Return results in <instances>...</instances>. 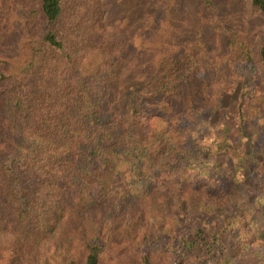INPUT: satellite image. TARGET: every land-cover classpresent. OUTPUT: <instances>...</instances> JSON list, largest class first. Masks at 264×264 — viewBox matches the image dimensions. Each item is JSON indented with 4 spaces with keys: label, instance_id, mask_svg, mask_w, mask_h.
Wrapping results in <instances>:
<instances>
[{
    "label": "trees",
    "instance_id": "trees-1",
    "mask_svg": "<svg viewBox=\"0 0 264 264\" xmlns=\"http://www.w3.org/2000/svg\"><path fill=\"white\" fill-rule=\"evenodd\" d=\"M178 1L27 0L17 50H8L10 31L0 24V261L8 251L6 264H35L43 251L45 264H264V168L253 176L264 137L256 144L239 122L231 146L247 136V149L213 177L228 161L229 127L192 133L201 112L195 95L215 93L216 64L199 56L198 43L172 48L166 40L181 16ZM225 1L231 12L221 0H186L215 16L225 8L230 20ZM243 1L261 17L260 43L254 51L250 36L231 26L222 29L224 43L255 60L264 82V0ZM182 89L189 105L179 101ZM257 100L246 111L252 118L264 111ZM213 151L219 159L202 166L199 155ZM167 184L179 188L164 198L157 187ZM151 206L153 221L144 222L139 212ZM110 211L114 230L154 250L101 258L88 227L97 239ZM72 242L84 256L68 257ZM249 244L263 246L249 252Z\"/></svg>",
    "mask_w": 264,
    "mask_h": 264
},
{
    "label": "rangeland",
    "instance_id": "rangeland-1",
    "mask_svg": "<svg viewBox=\"0 0 264 264\" xmlns=\"http://www.w3.org/2000/svg\"><path fill=\"white\" fill-rule=\"evenodd\" d=\"M221 1L225 2L226 8L229 7V5H226L227 2L225 0ZM215 2L218 5V0H215ZM188 3L189 2H186V0L178 1L176 10L178 12H176V14L180 13L181 16L176 18V15H173L174 19L172 20L171 29H174V31L171 32L172 36L169 35L166 40L171 43L170 46L172 48H183V46L190 47L198 43L199 56L208 57L209 61H213L216 64L212 83L215 93L213 94L211 91V93L206 94V91L202 90L200 93L195 95L196 98L193 103L196 104L197 107H200L201 112L197 117V124L194 125L192 133H196L202 129V125L204 126L206 124H209V126L215 128H220L222 125H227L229 127L227 136L230 139L228 146L230 153H227L228 156L226 155L228 161L225 160L224 165L219 167L217 166L218 168L214 167L212 171L213 177L216 176V178H221L224 176V173L230 171V167L234 165V161L236 162L240 160L238 154L240 155L242 153H239L238 148L247 149V147L245 148V145L248 144L247 136L241 137L242 140L246 142V144L238 143L237 148H233L231 146V144L233 145L234 143L240 141L239 122H242V125L247 128L246 133H249V136H257L256 139H253L255 140L256 144L261 145V137H264V111H261L260 116L257 118L250 117L246 112L249 108V102L254 99V95L258 99L257 101L260 104H263L264 90H262V87L264 82L262 74L258 73V66L255 60H249L248 62L244 60L243 55L239 52L240 48L238 45H235L233 48H231L224 43L226 41V34L222 31V29H228V27L231 26L232 29H238L237 31H239L238 33L241 35L242 33L243 35H246V37L249 35V39H251L249 44L252 45L253 50L255 51L263 35V23L260 15L257 14L254 9H251L249 4L245 3L243 0H232L231 7L234 13L232 14L230 20L227 17H224L226 13L223 9L225 8L216 12L215 16L209 14L206 10H200L197 4H194V6H196L193 7L192 4L189 5ZM26 6L27 0H0V24L3 26L2 29H7L10 31L9 35L11 36V43H9L8 50L18 49V40L21 39L23 33L22 30L24 29V14L26 12ZM229 12H231L230 7ZM229 52L231 54L229 58L230 62L229 64H225L224 59L227 57V55H229ZM247 79L248 82L246 89H243L246 94L244 95V100L241 102L240 108L242 110H240V108H238V103L240 102L241 93L238 90H240V85ZM187 91L188 90L186 89L181 90L180 93L183 98L179 101L182 100L184 104L189 105L188 103L190 102V99L188 100L187 98ZM214 97H216V100ZM206 103L208 104L207 107H214L213 110L206 108ZM204 107L206 109H204ZM202 109L204 110L202 111ZM263 109L264 106L261 105V110ZM260 127L262 128L260 129ZM209 140L211 139L206 138L204 141L208 142ZM192 142L193 140H190L189 144ZM212 155H214L215 159H219L218 157H220L216 156L217 152L215 153L214 151L207 153V157L205 155H199L202 166L204 165V162L202 161L208 159L209 157H213ZM196 157L198 158V156ZM198 162L199 161H197V165L193 166L196 171H198V169H203L200 168L202 166H200ZM187 163H185V167L188 165ZM255 166L256 168L254 169L253 176L259 178L260 175H262L261 173L263 172L262 169L264 168V163L262 166ZM186 171L188 170L184 171L182 168H178L176 170V172L179 174H184ZM202 175L206 178H210V173H202ZM163 188L164 191L162 192V190H160L161 188L157 187L162 197L167 198L168 196H172L179 187L171 185L168 186L167 184ZM261 192H263L261 198H264V190ZM195 196H201V193H199V195L195 194ZM152 209V206L144 207L143 210L139 212V217L144 219V222L151 223L153 221L152 216L150 215ZM262 209H264V205ZM257 215L258 218L261 217L259 212ZM116 218L117 215L114 211H110L105 216L104 222L100 226V234L98 235L97 239L96 234L91 230L92 228L90 226L88 227V231L90 233L88 241H97V252L101 258H106L115 253L125 252H133L138 255H143L150 252L151 250H154V246L156 244L152 245L150 241L149 243L139 244L134 240L130 243L124 238L125 233L123 231V227H121L119 230H114L111 223L115 221ZM182 227L183 229H188L187 225H182ZM140 228H142V226ZM165 237L169 241H172V239H169L168 236ZM168 240H166V242ZM256 245L257 244L253 246L249 244L247 247L248 251L253 252L255 251L254 248H257L258 251V249L260 250L261 246H263L262 244L261 246ZM71 246L72 248L68 252L69 258L74 259L84 256L83 245H80L77 249H74L75 245L74 242H72ZM40 252L41 253L37 255V258H33L35 264H45V255L43 251ZM8 260L11 261V256L10 252L6 251L3 255V260L0 261V264H6ZM81 264H83V261H81ZM109 264H112L111 261H109ZM122 264L132 263L129 260H126Z\"/></svg>",
    "mask_w": 264,
    "mask_h": 264
},
{
    "label": "crops",
    "instance_id": "crops-1",
    "mask_svg": "<svg viewBox=\"0 0 264 264\" xmlns=\"http://www.w3.org/2000/svg\"><path fill=\"white\" fill-rule=\"evenodd\" d=\"M263 255H264V249H263Z\"/></svg>",
    "mask_w": 264,
    "mask_h": 264
}]
</instances>
